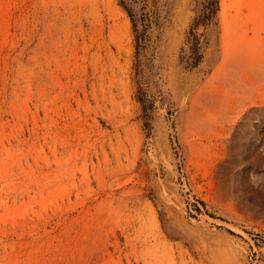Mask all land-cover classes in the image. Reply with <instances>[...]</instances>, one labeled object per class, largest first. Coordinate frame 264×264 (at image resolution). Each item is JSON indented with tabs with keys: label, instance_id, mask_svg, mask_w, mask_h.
<instances>
[{
	"label": "rangeland",
	"instance_id": "1",
	"mask_svg": "<svg viewBox=\"0 0 264 264\" xmlns=\"http://www.w3.org/2000/svg\"><path fill=\"white\" fill-rule=\"evenodd\" d=\"M154 1L0 0V264H264V0Z\"/></svg>",
	"mask_w": 264,
	"mask_h": 264
},
{
	"label": "trees",
	"instance_id": "2",
	"mask_svg": "<svg viewBox=\"0 0 264 264\" xmlns=\"http://www.w3.org/2000/svg\"><path fill=\"white\" fill-rule=\"evenodd\" d=\"M134 3L141 4L139 11H135L134 8L128 6L121 0L123 8L130 17L133 31L135 33L136 48L138 50L140 43H142L146 37V30L151 26L156 17L155 8L149 6L148 0H132ZM152 2H155L152 0ZM153 4V3H152ZM218 10V0H203L202 8L199 14L194 18L193 25L207 24L212 21ZM191 45L189 54L184 59V66L194 67L198 64L201 55L199 54V38L195 34L191 33ZM182 50V49H181ZM184 56H181V60Z\"/></svg>",
	"mask_w": 264,
	"mask_h": 264
},
{
	"label": "bare ground",
	"instance_id": "3",
	"mask_svg": "<svg viewBox=\"0 0 264 264\" xmlns=\"http://www.w3.org/2000/svg\"><path fill=\"white\" fill-rule=\"evenodd\" d=\"M263 82H264V81H263ZM224 157H225V155L223 154L221 158H224ZM223 165H224V163L221 162V163L219 164V169H222V168H223V167H222ZM0 169H1V168H0ZM4 174H5V173H4ZM18 212H19V211H18Z\"/></svg>",
	"mask_w": 264,
	"mask_h": 264
}]
</instances>
